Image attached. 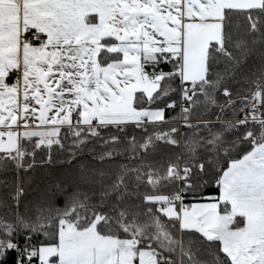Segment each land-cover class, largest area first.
I'll list each match as a JSON object with an SVG mask.
<instances>
[{
	"label": "snow or ice",
	"instance_id": "6c2138e0",
	"mask_svg": "<svg viewBox=\"0 0 264 264\" xmlns=\"http://www.w3.org/2000/svg\"><path fill=\"white\" fill-rule=\"evenodd\" d=\"M0 264H264V0H0Z\"/></svg>",
	"mask_w": 264,
	"mask_h": 264
}]
</instances>
